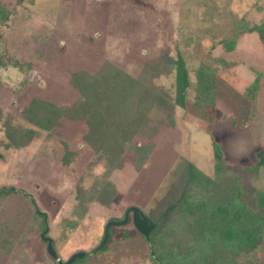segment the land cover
I'll use <instances>...</instances> for the list:
<instances>
[{"label":"rangeland","instance_id":"1","mask_svg":"<svg viewBox=\"0 0 264 264\" xmlns=\"http://www.w3.org/2000/svg\"><path fill=\"white\" fill-rule=\"evenodd\" d=\"M0 4L12 10L9 19L0 18V124L12 117L16 125L32 126L22 112L34 96L58 104L74 102L79 92L70 83L71 71L93 72L104 60L137 75L146 62L165 52L176 55L179 49L192 82L187 107H176L175 126L162 127L142 168L137 170L136 155L127 153L124 167L111 174L120 192L113 205L92 202L81 216L74 214L77 183L89 187L105 170L104 159L89 167L96 155L83 141L86 123L64 117L57 131L37 129L21 148L5 147L0 127V186L19 189L0 198V223L17 218L11 228L15 242L9 253L1 252L0 264L57 261L47 252L41 217L24 191L48 215V235L62 260L85 250L88 255L76 264H154L142 235L93 250L109 219L122 217L133 205L146 212L156 206L180 159L213 176L214 143L224 155L226 169L242 177L248 204L258 208L264 165L258 171L251 168L264 154V38L256 30L264 24V0H0ZM201 64L209 65L216 79L215 104L207 108L215 120L212 126L194 113ZM174 78V72L162 74L155 82L174 92ZM253 82L258 85L252 97ZM63 140L75 150L69 164L62 161ZM73 222L77 224L72 226ZM250 259L264 264V240L239 261L247 264Z\"/></svg>","mask_w":264,"mask_h":264},{"label":"trees","instance_id":"2","mask_svg":"<svg viewBox=\"0 0 264 264\" xmlns=\"http://www.w3.org/2000/svg\"><path fill=\"white\" fill-rule=\"evenodd\" d=\"M11 13V9L0 4L2 20L9 19ZM256 30L264 38V24ZM234 42L228 43L229 46ZM172 72L174 92L155 82L160 75ZM70 83L79 92L74 102L58 104L39 96L31 97L22 115L32 126L16 125L8 117L0 127L4 128L6 137L4 146L21 148L32 141L37 129L57 131L63 126L64 117L86 123L83 141L96 155L89 167L104 159L105 170L89 187L81 181L77 183L74 214L81 216L92 202L105 207L113 205L120 192L111 174L124 167L127 153L136 155L135 168H142L156 147L155 138L162 127L175 126L176 107H187L192 82L186 59L178 49L176 55L165 52L159 59L146 62L137 75L104 60L93 72L71 71ZM257 85L253 82L249 87L252 97ZM195 90L194 113L212 126L215 120L207 108L215 104L216 79L209 65L201 64L198 68ZM63 144L62 161L69 164L75 150L66 140ZM214 157L213 176L186 158L177 162L166 194L150 212L141 208L157 223L147 238L135 227L131 213L127 224L111 227L113 233L108 244L142 235L148 241L154 264H242L239 258L254 253L264 240V190L258 193V208H252L245 198L247 190L242 177L226 169L224 155L215 143ZM262 165L264 154L251 169L258 171ZM18 190L12 185L0 186V198L5 199ZM24 194L30 197L35 214L41 217V228L45 229L46 212L39 208L32 194L27 191ZM124 215L115 219H123ZM16 219L0 223V254L12 250L16 234L11 228ZM76 224L73 222L72 226ZM54 247L57 251L55 243ZM56 264L61 263L56 261ZM247 264L259 262L250 259Z\"/></svg>","mask_w":264,"mask_h":264},{"label":"water","instance_id":"3","mask_svg":"<svg viewBox=\"0 0 264 264\" xmlns=\"http://www.w3.org/2000/svg\"><path fill=\"white\" fill-rule=\"evenodd\" d=\"M130 213H132L133 222L135 224V227L147 238L150 234V232L157 226V223L151 220L140 207L133 205L130 206L124 215L123 219H110L107 221L105 225V233L104 236L100 242V244L93 250V252H97L101 250L103 247H105L111 236H112V229L111 227L113 225H125L130 221ZM45 229L43 230L41 237L42 240L47 242V252L49 255L59 261L62 262L61 258L58 255V252L56 251L54 247V239L48 235L49 233V223H48V215H45ZM88 255V252L85 250H78L75 253H73L64 264H74L78 262L79 260H82Z\"/></svg>","mask_w":264,"mask_h":264},{"label":"flooded vegetation","instance_id":"4","mask_svg":"<svg viewBox=\"0 0 264 264\" xmlns=\"http://www.w3.org/2000/svg\"><path fill=\"white\" fill-rule=\"evenodd\" d=\"M128 208H129V207H128ZM128 208H127V209H128ZM125 212H126V211H125ZM130 214H131V213H130ZM130 216H131V215H130ZM61 260H62V259H61ZM65 261H66V260H65ZM65 261H64V260H62L61 264H64V263H65Z\"/></svg>","mask_w":264,"mask_h":264}]
</instances>
